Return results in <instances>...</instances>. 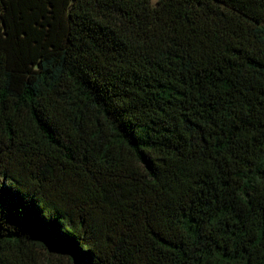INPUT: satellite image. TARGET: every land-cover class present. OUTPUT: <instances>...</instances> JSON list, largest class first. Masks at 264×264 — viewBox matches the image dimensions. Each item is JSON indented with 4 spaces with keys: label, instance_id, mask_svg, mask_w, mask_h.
Listing matches in <instances>:
<instances>
[{
    "label": "trees",
    "instance_id": "16d2710c",
    "mask_svg": "<svg viewBox=\"0 0 264 264\" xmlns=\"http://www.w3.org/2000/svg\"><path fill=\"white\" fill-rule=\"evenodd\" d=\"M0 264H264V0H0Z\"/></svg>",
    "mask_w": 264,
    "mask_h": 264
},
{
    "label": "rangeland",
    "instance_id": "374dc122",
    "mask_svg": "<svg viewBox=\"0 0 264 264\" xmlns=\"http://www.w3.org/2000/svg\"><path fill=\"white\" fill-rule=\"evenodd\" d=\"M156 1H157V0H151V3H152V4H155Z\"/></svg>",
    "mask_w": 264,
    "mask_h": 264
}]
</instances>
